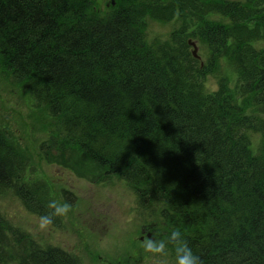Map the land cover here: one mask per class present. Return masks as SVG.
<instances>
[{"label": "trees", "instance_id": "1", "mask_svg": "<svg viewBox=\"0 0 264 264\" xmlns=\"http://www.w3.org/2000/svg\"><path fill=\"white\" fill-rule=\"evenodd\" d=\"M156 1L115 0L101 13L95 0H0V71L44 115L50 146L77 148L130 186L155 240L178 228L201 264H264V0H211L209 31L188 12L178 20L154 11ZM129 8L140 41L122 26ZM147 15L177 22L168 39L150 41ZM189 37L206 47L203 67ZM135 64L146 75L132 88L125 73ZM10 139L0 129V190L56 223ZM63 197L77 200L66 189ZM0 264L81 262L0 212Z\"/></svg>", "mask_w": 264, "mask_h": 264}, {"label": "rangeland", "instance_id": "2", "mask_svg": "<svg viewBox=\"0 0 264 264\" xmlns=\"http://www.w3.org/2000/svg\"><path fill=\"white\" fill-rule=\"evenodd\" d=\"M110 2L95 0L94 6L105 13ZM147 17L150 41L168 39L175 21ZM196 41L197 60L206 62V47ZM207 85L216 88V79L209 76ZM30 102L26 92L0 71V129L6 130L11 142L20 145L18 149L28 157L24 169L28 180L41 189L40 193L46 191L43 196L47 201L66 202L65 189L77 200L66 214H59L56 223L43 229L39 227L40 215L28 210L12 189L0 190V212L41 243L77 255L81 264H175L169 251L160 255L142 246L149 240L143 230L150 220H145L142 212L150 211L138 204L130 186L116 176L104 177L102 170L77 148L60 151L50 146L46 118Z\"/></svg>", "mask_w": 264, "mask_h": 264}, {"label": "bare ground", "instance_id": "3", "mask_svg": "<svg viewBox=\"0 0 264 264\" xmlns=\"http://www.w3.org/2000/svg\"><path fill=\"white\" fill-rule=\"evenodd\" d=\"M210 2H211V0H157L153 4V8H155L154 11H156L158 13L161 12L165 15L170 14L178 20H180L182 18L183 13L188 12V14H191L194 17L198 18L202 27H204L207 31H209L208 27L211 25L212 19L215 17L214 14L216 13V10L210 11V10H204L203 8L208 6L210 4ZM112 4L113 5L115 4V0H113ZM128 10H129L131 15L127 19L123 20V22H126V23L123 24L122 26L124 27L125 25H127L125 33L128 34L129 40L134 41L133 40V38H134L135 40L140 41V33L137 31L138 29L136 26V13H137L136 8L134 9V11L132 8H129ZM150 17L152 19H156L152 16H150ZM155 72H158V74H160L162 72V68L156 69ZM125 74H126V79H129V85H132V88L138 87L140 85V82L143 80V76L146 75L143 68L140 67L138 64H135V66H131V68H129ZM153 80L159 81V77L157 76ZM155 81H153L154 83H152L154 86H155ZM167 81H168V79H167ZM190 81L192 83H195V80H193V79H190ZM175 82L176 81H172L170 83V85H172L173 83L176 84V88H175L176 92L180 96L184 95L185 94L184 93L185 92V88H184L185 86L182 87L180 84L175 83ZM159 84H161V81H159ZM153 85H152V87H153ZM157 88L160 91L165 90V91H162L159 93V94H162L164 96H166L169 91L173 92L172 89H170V88L166 89V87L163 88V87H159V86H157ZM111 131H112V129H111ZM253 134H255V132L251 133V135H253ZM261 135L264 138V134H261ZM241 173H243L245 175H249L251 173V170H247V171L241 170ZM235 180H237V178H235ZM258 214H261V212H257L256 218L258 217ZM193 220H194V222L198 223V222L203 221L204 218L201 217L200 215H198V217L194 218ZM240 234H241V236H244L245 232H241Z\"/></svg>", "mask_w": 264, "mask_h": 264}, {"label": "clouds", "instance_id": "4", "mask_svg": "<svg viewBox=\"0 0 264 264\" xmlns=\"http://www.w3.org/2000/svg\"><path fill=\"white\" fill-rule=\"evenodd\" d=\"M51 206L55 208L56 214H66L71 209L68 202L58 203L52 201ZM51 222V216L49 215L39 217V227L42 229L46 228ZM142 246L146 251L160 255H166L171 247L175 255V264H201L200 257L193 252L182 230L178 228H173L164 239H149Z\"/></svg>", "mask_w": 264, "mask_h": 264}, {"label": "water", "instance_id": "5", "mask_svg": "<svg viewBox=\"0 0 264 264\" xmlns=\"http://www.w3.org/2000/svg\"><path fill=\"white\" fill-rule=\"evenodd\" d=\"M189 43H191V44L194 46L193 53H194V55H196V52H197V47L195 46V43H194V42H192V41H189Z\"/></svg>", "mask_w": 264, "mask_h": 264}, {"label": "flooded vegetation", "instance_id": "6", "mask_svg": "<svg viewBox=\"0 0 264 264\" xmlns=\"http://www.w3.org/2000/svg\"><path fill=\"white\" fill-rule=\"evenodd\" d=\"M51 206V205H50ZM144 231V234H146V237H147V233L150 231V230H143ZM144 236V235H143ZM145 237V236H144Z\"/></svg>", "mask_w": 264, "mask_h": 264}]
</instances>
